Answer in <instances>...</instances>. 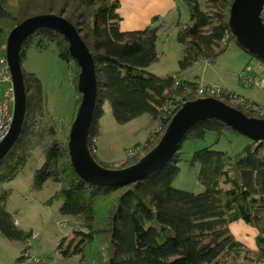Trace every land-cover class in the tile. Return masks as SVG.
I'll list each match as a JSON object with an SVG mask.
<instances>
[{
    "label": "trees",
    "instance_id": "trees-1",
    "mask_svg": "<svg viewBox=\"0 0 264 264\" xmlns=\"http://www.w3.org/2000/svg\"><path fill=\"white\" fill-rule=\"evenodd\" d=\"M32 1L18 0L23 8L17 16L8 0H0V52H4L9 32L31 16L55 14L77 29L95 64L97 99L88 146L96 162L92 140L98 133L103 103L110 105L118 124L142 115L151 118L149 139L139 153L121 163V169L135 164L157 144L183 103L199 98L195 95L197 84L146 71L158 58L157 41L167 26L164 17H153L143 30L122 32L116 0H43V11L24 14ZM179 2L189 13V23L179 19L175 23L176 40L182 46L179 69L184 71L200 61L214 62L234 41L228 28L233 0H204L206 11L201 10L199 0ZM261 18L264 23V9ZM49 42L55 43L63 62L74 64L76 87L79 69L62 36L51 30L38 29L24 42L21 61L27 50H43ZM23 74L27 92L23 131L16 146L0 161L1 237L24 243L32 237L31 232L16 226L5 207L10 195L7 185L32 156L34 136H26L32 122L44 141L43 163L35 170L31 188L39 191L48 181L59 185L52 199L60 201L62 216L73 217L79 224L74 232L76 241L71 239L66 245L62 241L57 248L63 258L78 257L79 264H264V142L248 140L234 156L211 147L197 150L188 166L198 165L197 180L203 191L175 189L172 182L179 172L178 154L184 140H201L210 132L218 137L226 131L237 135L217 121H201L184 135L171 161L143 181L128 186H95L76 175L67 142L57 139L52 123H41L40 82L32 74ZM79 101L78 94L76 108ZM170 102L177 108L169 114L162 108ZM231 106L247 117L264 119L243 107ZM239 221L257 229L256 249H249L231 233L229 225ZM26 252L27 247L20 260Z\"/></svg>",
    "mask_w": 264,
    "mask_h": 264
},
{
    "label": "rangeland",
    "instance_id": "rangeland-1",
    "mask_svg": "<svg viewBox=\"0 0 264 264\" xmlns=\"http://www.w3.org/2000/svg\"><path fill=\"white\" fill-rule=\"evenodd\" d=\"M204 0H199L200 8L206 11ZM43 0H33L24 14L43 11ZM10 7L17 16H21L22 4L18 0H8ZM175 12L173 21L164 31L166 37L157 41V60L151 64L152 74L163 77L167 74L177 76L181 82L195 83L218 89L234 90L237 94L255 100L256 104L264 105V88L245 89L242 87L239 74L246 65L252 67L264 64L240 49L235 41L228 44L226 51L214 62L200 61L188 69L181 71L178 61L182 57V46L176 40L175 23H189L187 7L179 2V9ZM171 31V33H169ZM43 50L31 48L26 51L21 67L25 74H32L41 85L43 120L41 123L51 122L56 137L66 141L70 125L74 119L78 92L74 85L76 68L74 64H66L57 53L55 43L49 42ZM4 52H0V58ZM9 84H0V97ZM183 96H181V99ZM246 99V98H245ZM229 106L231 104L229 103ZM232 107V106H231ZM234 108V107H233ZM151 118L142 115L125 124H118L112 114L110 105L105 102L101 107V116L97 121V136L92 140L95 144L96 160L101 166L119 169L128 156L141 151L150 137ZM27 135L34 137L31 141L32 156L27 160L19 174L7 187L10 195L6 201V210L12 216L16 226L31 232L28 242L12 241L0 236V264H79L78 257L63 258L57 248L60 242L64 245L71 239L76 241L74 232L79 224L73 217L62 216L59 212L60 201L52 199L59 189L50 181L41 190H32L31 185L35 170L43 163V139L37 136L38 126L30 123ZM32 127V128H31ZM218 138V139H217ZM249 141L239 135L223 132L219 137L216 133L205 134L201 140H184L179 149V172L172 182L175 189L199 193L203 187L197 180L198 165L188 166L194 152L202 148L211 147L234 156L244 148ZM223 188L228 186L223 185ZM231 233L247 246L255 242L258 235L256 228L244 223L229 225ZM27 247L24 259L20 260ZM31 261H28V260Z\"/></svg>",
    "mask_w": 264,
    "mask_h": 264
},
{
    "label": "water",
    "instance_id": "water-1",
    "mask_svg": "<svg viewBox=\"0 0 264 264\" xmlns=\"http://www.w3.org/2000/svg\"><path fill=\"white\" fill-rule=\"evenodd\" d=\"M264 0H233L228 15L229 32L237 46L264 64ZM38 29L51 30L64 39L68 54L79 69L76 90L80 95L67 137L70 164L76 175L95 186H128L165 167L177 151L184 135L201 121L214 120L252 143L264 142V119L245 116L239 110L214 98H198L182 104L172 116L157 144L135 164L110 169L98 164L89 149V128L97 99V80L92 54L77 29L62 16L42 14L26 18L8 34L3 48L14 97L10 130L0 143V161L18 143L23 131L27 92L21 67L24 42Z\"/></svg>",
    "mask_w": 264,
    "mask_h": 264
},
{
    "label": "built area",
    "instance_id": "built-area-1",
    "mask_svg": "<svg viewBox=\"0 0 264 264\" xmlns=\"http://www.w3.org/2000/svg\"><path fill=\"white\" fill-rule=\"evenodd\" d=\"M239 80L242 87L245 89L264 88V68H262L261 66L252 67L250 65H246L239 74ZM0 84L10 85L8 88L5 89L2 96L0 97V143H1L5 139V137L7 136L10 130L12 118H13V105H14V97L11 88L10 73L4 57L0 58ZM178 84L179 81L175 83V85ZM195 95L196 97L199 98H214L219 101H226L231 105H237L243 107L249 112L258 113L261 117L264 118V107L256 105L253 102H250L234 93L228 94L226 91L222 89L213 88L211 86L197 85L195 90ZM177 99L179 98H176V100ZM176 108L177 106L173 105L170 102L169 104H166L162 108V110L170 114L174 110L176 111ZM28 261L31 260L29 259ZM38 263L46 264L47 261L39 260Z\"/></svg>",
    "mask_w": 264,
    "mask_h": 264
},
{
    "label": "crops",
    "instance_id": "crops-1",
    "mask_svg": "<svg viewBox=\"0 0 264 264\" xmlns=\"http://www.w3.org/2000/svg\"><path fill=\"white\" fill-rule=\"evenodd\" d=\"M116 1H118L119 3V9L117 12L121 18V21L119 23V28L120 31L122 32L143 30L150 24L151 19L155 16L164 17L165 21L170 24L174 19L176 10L179 9V0H116ZM171 31L172 30H170L169 33H171ZM166 36L167 34L161 36L159 40H162V38ZM150 67L151 65L146 69V71L153 73L151 72ZM198 85H200V83ZM204 86H209V85L208 83H206V85ZM224 90L228 92H232L238 96H241L244 99L246 98V100L250 102L256 103L255 100L250 99L247 96L239 95L234 90H229V89H224ZM262 107H264V105ZM240 223L241 222L239 221L232 224H240ZM233 233L234 232H232V234ZM243 244L247 246L245 243ZM247 247L249 249H256V242H254L253 244Z\"/></svg>",
    "mask_w": 264,
    "mask_h": 264
}]
</instances>
